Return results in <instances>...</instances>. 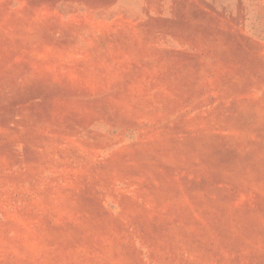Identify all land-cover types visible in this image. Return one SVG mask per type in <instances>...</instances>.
<instances>
[{
	"label": "rangeland",
	"instance_id": "374dc122",
	"mask_svg": "<svg viewBox=\"0 0 264 264\" xmlns=\"http://www.w3.org/2000/svg\"><path fill=\"white\" fill-rule=\"evenodd\" d=\"M0 264H264V0H0Z\"/></svg>",
	"mask_w": 264,
	"mask_h": 264
}]
</instances>
